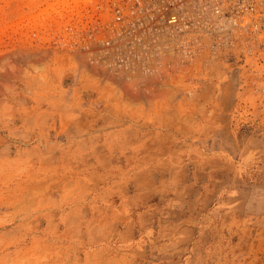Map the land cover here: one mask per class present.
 <instances>
[{"label": "rangeland", "instance_id": "1", "mask_svg": "<svg viewBox=\"0 0 264 264\" xmlns=\"http://www.w3.org/2000/svg\"><path fill=\"white\" fill-rule=\"evenodd\" d=\"M0 264H264V0H0Z\"/></svg>", "mask_w": 264, "mask_h": 264}]
</instances>
